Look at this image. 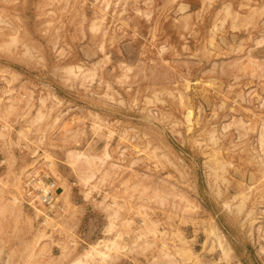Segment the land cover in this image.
<instances>
[{
    "label": "rangeland",
    "instance_id": "rangeland-1",
    "mask_svg": "<svg viewBox=\"0 0 264 264\" xmlns=\"http://www.w3.org/2000/svg\"><path fill=\"white\" fill-rule=\"evenodd\" d=\"M79 258L264 264V0H0V264Z\"/></svg>",
    "mask_w": 264,
    "mask_h": 264
},
{
    "label": "built area",
    "instance_id": "built-area-1",
    "mask_svg": "<svg viewBox=\"0 0 264 264\" xmlns=\"http://www.w3.org/2000/svg\"><path fill=\"white\" fill-rule=\"evenodd\" d=\"M24 202L35 208L43 207L48 212L58 207V187L55 179L46 172L32 173L23 180Z\"/></svg>",
    "mask_w": 264,
    "mask_h": 264
},
{
    "label": "bare ground",
    "instance_id": "bare-ground-1",
    "mask_svg": "<svg viewBox=\"0 0 264 264\" xmlns=\"http://www.w3.org/2000/svg\"><path fill=\"white\" fill-rule=\"evenodd\" d=\"M190 114V113H189ZM44 172H46V171H44ZM47 174H50L51 175V173L50 172H46ZM32 174V173H31ZM30 175V174H29ZM28 176V175H27ZM52 176V175H51ZM54 179H55V182H56V184H57V187H58V190H59V185H58V181H57V179L54 177V176H52ZM23 190H24V186H23ZM58 190H57V193H59L58 192ZM24 195H25V191H24ZM59 195V194H58ZM15 198V197H14ZM16 200V199H15ZM24 200H25V196H24ZM35 209H36V211H39L38 210V207L35 205ZM57 209V207L54 209V210H56ZM53 210V211H54ZM38 213V212H37ZM108 228V227H107ZM102 241V240H101ZM103 243V242H102ZM99 245H100V243H99ZM104 245H106V244H104ZM92 247V246H91ZM98 247V246H97ZM100 248V247H99ZM86 257H85V256ZM84 257L85 258H95V257H99L100 258V260H102V259H104L105 257H106V252H104V251H102V250H100V249H96V245H94L93 246V249L92 250H88L86 253H84ZM75 262H73V264H80V263H82V264H84V260L83 259H77V260H74ZM98 262V261H97ZM101 262V261H100Z\"/></svg>",
    "mask_w": 264,
    "mask_h": 264
}]
</instances>
